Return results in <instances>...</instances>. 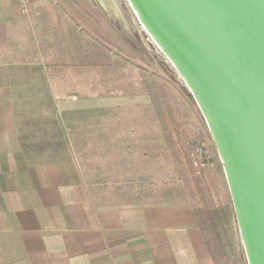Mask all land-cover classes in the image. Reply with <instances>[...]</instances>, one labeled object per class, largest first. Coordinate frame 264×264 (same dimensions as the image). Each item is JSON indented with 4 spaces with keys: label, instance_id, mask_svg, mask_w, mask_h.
<instances>
[{
    "label": "crops",
    "instance_id": "1",
    "mask_svg": "<svg viewBox=\"0 0 264 264\" xmlns=\"http://www.w3.org/2000/svg\"><path fill=\"white\" fill-rule=\"evenodd\" d=\"M30 1L0 0V264H217L190 203L140 191L167 169L150 95L82 89L80 40Z\"/></svg>",
    "mask_w": 264,
    "mask_h": 264
},
{
    "label": "water",
    "instance_id": "2",
    "mask_svg": "<svg viewBox=\"0 0 264 264\" xmlns=\"http://www.w3.org/2000/svg\"><path fill=\"white\" fill-rule=\"evenodd\" d=\"M216 145L248 264H264V0H127Z\"/></svg>",
    "mask_w": 264,
    "mask_h": 264
},
{
    "label": "rangeland",
    "instance_id": "3",
    "mask_svg": "<svg viewBox=\"0 0 264 264\" xmlns=\"http://www.w3.org/2000/svg\"><path fill=\"white\" fill-rule=\"evenodd\" d=\"M50 1L65 32L70 34V49L73 39L80 40L75 48L80 65L72 66L71 58L70 65L65 66V74L75 70L83 79L82 89L87 87L98 96L144 92L152 98L162 126L161 155L167 169L158 180L143 185L140 191L145 193L144 197L190 203L216 263L248 264L227 179L211 133L184 89L183 81L147 35L129 2ZM72 53L71 49V56ZM160 93L175 116L178 135L167 125ZM199 147H203L208 156V165L201 170L193 165V155ZM93 192L98 202L112 201L113 196L105 195V186Z\"/></svg>",
    "mask_w": 264,
    "mask_h": 264
},
{
    "label": "built area",
    "instance_id": "4",
    "mask_svg": "<svg viewBox=\"0 0 264 264\" xmlns=\"http://www.w3.org/2000/svg\"><path fill=\"white\" fill-rule=\"evenodd\" d=\"M19 8L24 15H29L31 12V1L30 0H18ZM193 165L197 169H203L208 165V156L203 147H199L194 152Z\"/></svg>",
    "mask_w": 264,
    "mask_h": 264
},
{
    "label": "trees",
    "instance_id": "5",
    "mask_svg": "<svg viewBox=\"0 0 264 264\" xmlns=\"http://www.w3.org/2000/svg\"><path fill=\"white\" fill-rule=\"evenodd\" d=\"M160 104H161V108L163 110V115L164 117L166 118V122H167V125L172 128L173 132L175 134H179V129H178V125H177V121L175 119V116L173 115V113L171 112L170 110V107H169V104L168 102L165 100L164 96H163V93L161 94L160 93ZM188 160V157L187 159ZM188 162V161H187Z\"/></svg>",
    "mask_w": 264,
    "mask_h": 264
},
{
    "label": "bare ground",
    "instance_id": "6",
    "mask_svg": "<svg viewBox=\"0 0 264 264\" xmlns=\"http://www.w3.org/2000/svg\"><path fill=\"white\" fill-rule=\"evenodd\" d=\"M114 4V3H113Z\"/></svg>",
    "mask_w": 264,
    "mask_h": 264
}]
</instances>
